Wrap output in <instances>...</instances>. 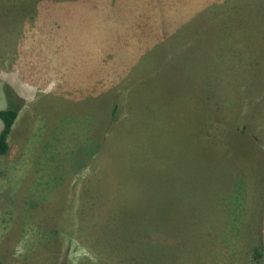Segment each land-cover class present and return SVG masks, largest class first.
I'll return each instance as SVG.
<instances>
[{
	"label": "rangeland",
	"instance_id": "rangeland-1",
	"mask_svg": "<svg viewBox=\"0 0 264 264\" xmlns=\"http://www.w3.org/2000/svg\"><path fill=\"white\" fill-rule=\"evenodd\" d=\"M115 1L109 21L83 10V61L66 28L62 55L34 42L62 1L0 0V109L7 86L25 107L0 156V264H264V0ZM101 38L120 54L102 69Z\"/></svg>",
	"mask_w": 264,
	"mask_h": 264
},
{
	"label": "trees",
	"instance_id": "trees-1",
	"mask_svg": "<svg viewBox=\"0 0 264 264\" xmlns=\"http://www.w3.org/2000/svg\"><path fill=\"white\" fill-rule=\"evenodd\" d=\"M51 1L52 0H50V2ZM58 1H62L61 2L62 3L61 9L62 10L65 9L64 10L65 13L63 14L62 12L61 13L57 12L56 15H51V13L49 11H46L47 15L43 18H39L42 27L41 28L39 27V36L37 37L38 41H37V38L35 37L34 42H41L40 47L42 45H44L45 50H50V51L55 50L58 54L62 55V53L65 49V45H63V48L60 49V47L62 46V44L60 45V42L62 39L64 40V44L68 42V40H67L68 35L67 34L62 35L64 28H66L69 32H71V35L73 36V41L76 42V45L78 46L79 51L83 54V61H88V59L85 58V56L87 54L83 51L81 43H80V38H79L81 33H82L83 27H86L87 33H94L95 32V26H94V23L91 24L93 19L99 18L101 20H105L106 18H108V21L111 20L112 15L119 14V12H120V10H118L116 8L118 2H116L115 0H82V1L58 0ZM69 1H75V4L70 5L68 8H64L63 7L64 3L65 2L67 3ZM251 1H255V0H248L247 3L251 4ZM81 2H83V5H80ZM46 3H47V6L49 7L50 3L48 1H46ZM260 3L263 5V8H262V10H263L264 9V3L263 2H260ZM251 5H253V4H251ZM83 10H90L91 11L90 16L93 19L86 18L85 12H83ZM69 12L72 13V16H68ZM158 17H154L153 20L155 22L158 21ZM151 18L152 17L147 18L146 16H144V13H142V14L137 13V15L135 16V19H134L135 26H137L141 30V33L143 35H145L147 32L143 29V27H144L145 23L146 24L149 23ZM48 20L50 21V23H52V24H50L49 29L47 27V25L49 23ZM53 25L55 27H53ZM156 29H158V28L153 29L151 31V33H153ZM262 29L264 31V25L262 26ZM40 36H42L43 38H40ZM101 39L103 40V43H104L103 46L101 47L102 54H101L98 62L90 63V67H99L100 69H102L101 68L102 63H104L106 61H113V60L116 61V59L118 57H120V54L117 52V48L119 46L116 43L113 45V47L111 49L108 46V44L106 43L107 39H105V38H101ZM46 42H47V45L43 44ZM133 51H134L135 58H137L138 57L137 53H136L137 49L135 48ZM61 60H63V58ZM235 63L237 64L238 61H235ZM44 64H46V63H44ZM68 65L77 66V64H74L71 62L68 63ZM99 79L101 80V77H99ZM109 82L110 81H107V83H109ZM9 88L10 87L7 86L4 89L8 106H7V108H4V109L1 108L0 109V156H5L6 153L9 152L10 144L8 141V136H9L10 132H12L13 127L15 125V122L18 119L19 109L21 110V108L23 107L19 101H18V104H16L14 102V101H16L15 99L18 96L15 95L11 91V89H9ZM100 90H101V88H100ZM107 91H109V90L107 89ZM13 95L15 96V99L13 98ZM18 99H20V98L18 97ZM24 108L25 107H23V112L25 110ZM119 119L120 118L117 116V105L114 104L112 109H111V112H110V121L108 122V125L114 126L115 124H117V121ZM102 136L104 137V141L100 142L98 144H100L101 146H104V144H105L104 142H106V140H107V138H106L107 135H102ZM132 141H133V139H132ZM94 151H95V148H93L92 151L85 150V153L84 152L83 153L85 154V156L91 157L92 154L94 153ZM83 153H82V155H83ZM101 154H103V152H101ZM81 158H82V156H81ZM105 159H106V162L108 161V163H110L108 158H105ZM115 160H116V158H115ZM118 164L119 163H116V169L119 168ZM76 167H77V169L72 170L76 173H78V170L82 171L81 169H83L85 167L83 165V162L81 161V159L76 162ZM104 169H106V167H104ZM97 172H98V170H97ZM58 180L60 181V183H54V184H56V187H58L59 185L61 187L62 186L61 184H64V182H68L66 179V175H65V177H63L62 175L59 176ZM10 200H11V198H10ZM28 206L33 207V205H28ZM35 207H38V205H35ZM23 222H22V224H23ZM263 229H264V219H263ZM258 246L259 247H257V248L256 247L252 248V252H253L252 256L255 259H259L261 257V251L263 252L262 246L261 245H258Z\"/></svg>",
	"mask_w": 264,
	"mask_h": 264
}]
</instances>
